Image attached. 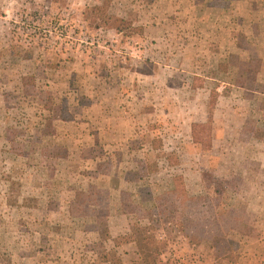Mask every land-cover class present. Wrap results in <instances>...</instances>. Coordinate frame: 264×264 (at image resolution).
<instances>
[{
    "label": "rangeland",
    "instance_id": "1",
    "mask_svg": "<svg viewBox=\"0 0 264 264\" xmlns=\"http://www.w3.org/2000/svg\"><path fill=\"white\" fill-rule=\"evenodd\" d=\"M0 264H264V0H0Z\"/></svg>",
    "mask_w": 264,
    "mask_h": 264
},
{
    "label": "trees",
    "instance_id": "2",
    "mask_svg": "<svg viewBox=\"0 0 264 264\" xmlns=\"http://www.w3.org/2000/svg\"><path fill=\"white\" fill-rule=\"evenodd\" d=\"M104 17H106V16H104ZM214 100H215V96L212 95L210 103L212 104ZM122 194H123V199L126 195L130 196L129 193L125 192V191H123ZM168 194L169 193H167V195ZM178 196L179 195L176 194V196H175L176 199L164 198L165 204L172 203V204H174V209H176V208L181 209L180 217L179 218H177V216L173 217V219L175 220L174 223L177 225V227L179 229H180V227H182L183 230H186V229L190 230V234H193L196 238L205 237V238H209L210 241H217V239H219V238L217 236H213L212 225L210 223H208V215L210 217H214L213 212L215 211V208L211 204V199H209L208 196L189 197V199L187 198L188 203L186 204V202L184 203L183 199H181V200L178 199ZM158 199L160 200L161 197H158ZM159 205H160V203L155 205V207H157L156 210H158V211L150 214V216H149L150 221H151V219L154 221V219L151 218V216L154 215V217H156L158 214L160 215L159 211L161 208ZM224 213L225 212L215 211V224H216L217 220H218L219 224H222V217L224 216ZM167 217L169 219L168 221H171V219H170L171 216H167ZM233 231L234 230H230L229 232H226L223 235H219V237H227L228 234L230 235V237H232L231 235H232ZM136 233H138L139 235L142 236L143 230H138V228H137ZM221 233H223V232H221ZM144 237H145L144 239H146V241L148 243L147 244L148 248L152 244L158 243V241L156 240L154 235H146ZM230 237L227 238L225 241H228V242L234 241L235 242V240H232L233 237L232 238H230ZM236 244L238 245L237 242H236Z\"/></svg>",
    "mask_w": 264,
    "mask_h": 264
}]
</instances>
